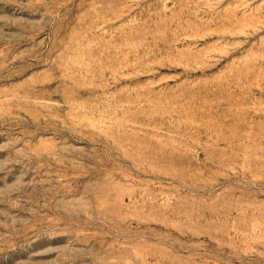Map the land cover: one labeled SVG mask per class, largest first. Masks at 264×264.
Returning <instances> with one entry per match:
<instances>
[{
	"label": "rangeland",
	"instance_id": "1",
	"mask_svg": "<svg viewBox=\"0 0 264 264\" xmlns=\"http://www.w3.org/2000/svg\"><path fill=\"white\" fill-rule=\"evenodd\" d=\"M0 264H264V0H0Z\"/></svg>",
	"mask_w": 264,
	"mask_h": 264
}]
</instances>
